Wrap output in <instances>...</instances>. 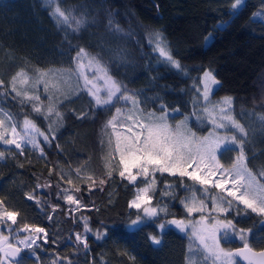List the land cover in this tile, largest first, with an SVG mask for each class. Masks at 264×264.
<instances>
[{
    "label": "trees",
    "instance_id": "trees-1",
    "mask_svg": "<svg viewBox=\"0 0 264 264\" xmlns=\"http://www.w3.org/2000/svg\"><path fill=\"white\" fill-rule=\"evenodd\" d=\"M58 3L62 8L76 9L77 16L84 15L89 24L81 31L73 32L70 27L57 23L46 0H0V78L7 81L22 67L33 71L36 68L66 69L71 66L77 46H83L92 54H99L110 74L127 88L140 91L149 98H158L148 105V109L158 107L163 100L188 113L192 111L197 78L205 69H211L220 82L212 98L231 97L233 115L249 131L246 143L249 167L259 170L264 166V123L258 119L264 115V20L257 18L253 22L252 19L258 9H264L262 0H245L246 6L235 15L229 14V0H58ZM110 20L113 27L118 25L127 35L112 32ZM156 32L166 38L180 69L164 62L148 45L146 37ZM44 99L47 103L46 97ZM89 100L84 93L60 107L65 119L57 133L58 140L51 146L43 145L45 157L28 148L24 156L0 160V183L19 176L24 185L16 193V204L9 205L20 211L21 224L27 222L44 227L49 240L55 241L36 249L41 262L53 264L57 257H71L73 264H188L192 244L178 229L167 230L160 245H153L147 239L151 224L126 229L130 211L127 203L134 188L126 187L127 181H121L118 175L104 186L103 191L97 188L92 193L88 192L86 184L76 181L91 210L80 209L68 215L69 206L62 198H57L55 184L59 178L56 175L49 177V167L58 164V169L65 173L78 166H86L97 174L103 172L108 151L104 124L115 113V108L123 105L117 103L108 109H95ZM0 107L17 113L20 122L27 113L42 128H47V122L33 113L30 105H24L21 110L20 104L11 96H0ZM72 109L88 111V118L78 120ZM182 118L176 117L177 120ZM190 123L201 135L207 134L211 127L206 122L200 125L192 120ZM57 143L61 150L56 148ZM0 150H5L2 144ZM236 154L225 151L222 162L230 164ZM20 163L23 168L18 166ZM72 175L75 177L74 172ZM160 179L158 198L163 180L177 185L180 181L179 177L167 175ZM48 182L52 183V188L37 190L45 202L43 209L25 199L26 191H32L37 183ZM186 183L192 184L191 181ZM176 191L181 197L185 195L183 189ZM164 199L168 200L170 211L177 218L187 217L179 199L175 202ZM51 204L60 205L55 213ZM93 204L99 212L92 208ZM48 215L53 219L49 220ZM81 215L90 217L93 228L88 234L87 253L82 246L78 249L75 242L74 234L83 231ZM101 222L108 234L97 240L94 233ZM239 226L252 229L250 242L254 250L264 249V217L249 214L241 218ZM222 246L232 249L242 243L235 239ZM129 255L135 260H130ZM23 258V264H37L33 258L26 255ZM60 264L67 262L61 260ZM196 264L205 263L198 259Z\"/></svg>",
    "mask_w": 264,
    "mask_h": 264
},
{
    "label": "snow or ice",
    "instance_id": "snow-or-ice-1",
    "mask_svg": "<svg viewBox=\"0 0 264 264\" xmlns=\"http://www.w3.org/2000/svg\"><path fill=\"white\" fill-rule=\"evenodd\" d=\"M47 2L57 5L51 11L57 23L70 27L73 32H79L89 24L84 15L77 16L76 9L62 8L58 0ZM229 3L230 15L246 6L245 0H229ZM261 16H264V10L253 14V22ZM109 28L114 33L127 35L118 25L113 27L111 20ZM146 39L159 58L177 69L181 68L162 33L149 34ZM116 55L119 57L120 53ZM197 79L196 94L191 101L192 111L185 113L181 107L173 108L163 100L158 107L148 109V105L154 104L158 98H149L140 91L127 88L110 74L99 54H92L83 46H77L75 55L71 57V66L66 69L36 68L33 71L19 68L7 81L0 78V96H11L20 104L21 110L24 105H30L32 112L47 122V128H42L27 113L20 122L17 113L0 107V144L6 146L5 150H0V160L24 156L28 148L45 157L43 145L51 146L58 140L57 133L65 119L60 107L84 93L95 109H108L121 103L123 106L116 107L115 113L104 124L108 151L101 174L86 166L75 167L69 173L59 170L58 164L48 168L49 177L56 175L59 178L55 184L57 198H62L69 206L67 214L73 215L80 209L91 210L84 202L83 189L77 180L86 184L88 192L92 193L97 188L103 191L104 186L118 175L121 181H127L126 187L131 185L134 188L127 203L130 211L126 229L151 224L147 239L153 245H160L163 235L171 227L190 233V239L196 242L205 264L209 261L211 264H239L237 258L245 264H264V249L256 251L250 242L252 229L239 226L241 218L249 214L264 217V166L259 170L249 167L246 149L249 131L233 115L232 98L212 101L211 97L220 83L213 71L205 69ZM71 111L78 120L89 115L88 111ZM178 115L183 118L177 120ZM258 119L264 123V115ZM173 120L176 122L172 123ZM192 120L200 125L205 122L211 125L207 134L200 135L194 131ZM56 148L61 150V145L57 143ZM225 151L237 153L230 164L222 162ZM18 166L24 167L22 163ZM165 175L179 177V185L163 180L164 186L159 189L158 198L160 178ZM63 184L67 187H62ZM52 187L51 182L37 183L32 191L24 193V197L43 209L45 202L37 190ZM177 188L183 189L185 195L179 196ZM164 198H170L172 202L179 199L187 217L177 218ZM50 206L53 213L60 207L59 204ZM92 208L99 212L94 204ZM19 217L20 211L10 207L5 198H0V264H23L21 254L25 250H31L38 264L40 257L36 249L55 243L49 240L44 227L27 222L21 224ZM48 219L52 220L53 216L48 215ZM80 220L83 231L74 234L75 242L78 249L82 246L87 253L88 234L93 232V228L90 217L81 215ZM5 227L7 235L3 230ZM94 234L97 240L107 236L108 230L103 222ZM232 239L240 240L242 247L226 249L222 246ZM193 254L190 246L188 264H192ZM129 259L134 261L135 257L129 255ZM61 260L73 264L71 257H57L53 264H60Z\"/></svg>",
    "mask_w": 264,
    "mask_h": 264
},
{
    "label": "rangeland",
    "instance_id": "rangeland-1",
    "mask_svg": "<svg viewBox=\"0 0 264 264\" xmlns=\"http://www.w3.org/2000/svg\"><path fill=\"white\" fill-rule=\"evenodd\" d=\"M46 2H47V0H46ZM49 7H51L50 9L52 11V9L55 8V3L49 5ZM262 10H264V9H258L255 13L260 12ZM257 18L261 19V20H264V16L257 17ZM225 97H229V96H225ZM211 99H212L213 102H216V101L221 100L222 97L220 99H217V100L212 98V97H211ZM2 146L6 148V146H4V145H2ZM23 187H24V185H23V182L20 180V177L19 176H14L13 178H11V180H9L7 182L4 181V182L0 183V198L1 197L6 198V201H7L8 205H14V204H16V200H17L16 199V193L20 189L22 190ZM3 230L5 232V235H7L8 234L7 228L5 227ZM22 236H23V234H21V238H22ZM186 236H187V238L189 240V243L192 244L191 250H192V253H194L191 256L192 264H196V261L198 259L201 260L203 263H205L204 260H203V255L200 253V251L196 247V242L193 239H190V233L186 234ZM232 240H235V239H232ZM23 253H24V255H26V257H30V258L35 259V257L32 256L31 250H25ZM24 261H25V259L23 258V263H24ZM186 261H187V258H186ZM38 264H43V263L41 262V260H39ZM207 264H208V262H207ZM210 264H211V262H210Z\"/></svg>",
    "mask_w": 264,
    "mask_h": 264
},
{
    "label": "water",
    "instance_id": "water-1",
    "mask_svg": "<svg viewBox=\"0 0 264 264\" xmlns=\"http://www.w3.org/2000/svg\"><path fill=\"white\" fill-rule=\"evenodd\" d=\"M238 247H242V246H238ZM238 247H235V248H238ZM233 248V249H235ZM257 251V250H256ZM260 251V250H259ZM22 255V254H21ZM237 260L239 261L240 264H245V262L243 260H240L239 258H237Z\"/></svg>",
    "mask_w": 264,
    "mask_h": 264
},
{
    "label": "flooded vegetation",
    "instance_id": "flooded-vegetation-1",
    "mask_svg": "<svg viewBox=\"0 0 264 264\" xmlns=\"http://www.w3.org/2000/svg\"><path fill=\"white\" fill-rule=\"evenodd\" d=\"M24 256V253H22V257Z\"/></svg>",
    "mask_w": 264,
    "mask_h": 264
}]
</instances>
